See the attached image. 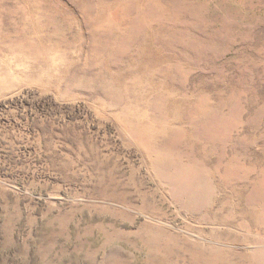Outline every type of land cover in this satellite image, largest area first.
Returning <instances> with one entry per match:
<instances>
[{
    "label": "rangeland",
    "instance_id": "1",
    "mask_svg": "<svg viewBox=\"0 0 264 264\" xmlns=\"http://www.w3.org/2000/svg\"><path fill=\"white\" fill-rule=\"evenodd\" d=\"M0 264H264V0H0Z\"/></svg>",
    "mask_w": 264,
    "mask_h": 264
}]
</instances>
